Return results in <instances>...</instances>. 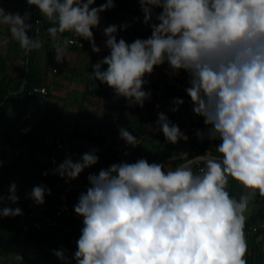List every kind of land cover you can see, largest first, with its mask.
Segmentation results:
<instances>
[{
    "label": "clouds",
    "instance_id": "1",
    "mask_svg": "<svg viewBox=\"0 0 264 264\" xmlns=\"http://www.w3.org/2000/svg\"><path fill=\"white\" fill-rule=\"evenodd\" d=\"M143 22L150 24L151 36L131 44L117 41L116 25L103 30L110 54L93 65L90 74L112 88L129 106L150 99L143 90L144 77L154 68L167 63L169 73L181 70L189 77L185 89L193 112L209 126L206 133H196L220 143L219 158L198 154L174 170L164 163L120 162L90 174V187L82 192L74 212L82 217L81 235L73 255L75 264H247L248 245L245 224L248 206L257 193L264 198V0H138ZM55 26L46 29L57 41L59 34L90 43L100 53L93 29L100 24V13L114 7L106 0L93 7L95 0H27ZM155 9L158 23H151ZM30 13L7 12L0 7V25L7 26L12 39L27 55L42 47L37 38L40 20L35 22V38L29 23ZM127 27L126 25L121 28ZM7 38H0V47ZM68 37L57 44L55 60L67 58ZM82 46V45H81ZM107 65L106 70L102 67ZM172 101L171 111L183 105ZM158 125L167 142L187 141L179 126L163 113ZM119 135L127 145L140 142L126 128ZM96 149L80 159L66 158L55 169L66 181L75 180L98 163ZM203 164L198 172L192 166ZM44 175H47L45 172ZM231 180L245 190L239 199L228 191ZM45 186H35L30 198L45 202ZM7 199L18 202L13 182ZM19 207L0 208V216L22 215ZM64 249L53 250L58 259L66 260ZM15 259L22 262L23 257Z\"/></svg>",
    "mask_w": 264,
    "mask_h": 264
},
{
    "label": "crops",
    "instance_id": "2",
    "mask_svg": "<svg viewBox=\"0 0 264 264\" xmlns=\"http://www.w3.org/2000/svg\"><path fill=\"white\" fill-rule=\"evenodd\" d=\"M94 30L95 28L92 30L93 33ZM70 34H59L61 38L57 41L49 36L50 39L45 43L47 54L40 57L39 63L51 64L47 67L51 78L43 84L48 88L49 93L47 97L38 94L32 98L26 115L28 119H31V123L27 126L26 145L21 149L14 148L19 142V134L14 135L10 140L1 139L0 141L2 181L0 195L7 197L10 185L15 182L18 196L16 204L5 199L0 202V207L36 208L50 213L58 204L57 195L61 188H73L79 196L82 192H86L90 187L88 176L98 174L101 169H107L110 166L117 145H123L130 153V163L143 158L149 163H164L166 171L174 170L188 159L187 149L195 134H192L188 124L191 122L193 110L191 99L185 90L181 91V95L168 96L166 99L155 95V90L157 91L162 81L169 76L166 70L168 65L157 66L151 75L144 77L146 83L143 90L146 92L149 90L154 96L145 100L142 108L139 105L130 107L125 98L117 96L106 84L101 93L94 92L90 84L92 66L107 55L106 37L103 41H95L98 47L107 49L102 55L94 53L90 43L86 41L82 47H73L68 44L67 58L63 63L56 62V45L63 44V37H69ZM54 68L58 71L55 72ZM106 68L107 65H104L102 70ZM176 98L184 101L183 105L179 106L185 118L182 121L177 118L178 111H171L172 101ZM36 99L41 103L36 104ZM14 103L15 100L4 113H1L2 122L9 129L13 128L12 116L16 112L20 115L21 111L19 109L16 112L13 111ZM161 112L188 136L187 141L181 140L176 144L166 141L157 123L158 113ZM121 127L136 136L140 144L134 148L127 145L120 138ZM208 127L203 122L196 128L206 133ZM57 139L62 140L63 148L57 146ZM203 143L204 151L217 158L221 156L216 147L220 143L219 139L212 141L205 137ZM92 149L97 150L98 163L86 168L77 179L66 181L55 173V169L66 158L70 157L76 161L83 153ZM45 172L47 175H44ZM40 185L50 189L51 194L46 192L45 202L37 205L30 198V193L33 187ZM228 191L230 195L239 199L245 190L239 183L230 179ZM255 199L264 203V198L259 195L255 196ZM251 215L254 213L247 215L246 222ZM262 219L258 218L254 223L261 222ZM249 225L245 224L244 229L248 245L245 259L247 264H264V234L261 231H250ZM82 227V217L75 213L73 231L51 229L47 232L25 233L21 230L18 218L0 216V264H75L73 255L77 250L76 241L81 235ZM59 249L66 250V260L62 261L53 255V250ZM17 254L23 257L22 262L15 259Z\"/></svg>",
    "mask_w": 264,
    "mask_h": 264
},
{
    "label": "rangeland",
    "instance_id": "3",
    "mask_svg": "<svg viewBox=\"0 0 264 264\" xmlns=\"http://www.w3.org/2000/svg\"><path fill=\"white\" fill-rule=\"evenodd\" d=\"M123 5L127 6L128 8L120 9L118 12H114V8L117 5V0H114V7L100 13V24L98 28L94 30V39L95 41H103L104 34L103 30L109 25H116L118 28L117 31V41L123 38L127 43L131 44L136 39H147L151 36V27L150 24H145L143 22V13L141 11L140 5L138 0H122ZM106 0H95V4L93 7H99L101 4L105 3ZM0 7H3L7 12L11 13H20L23 15L25 12L30 13L32 15V21H28L32 23L34 21H48L46 18L42 16L36 6H29L27 4V0H0ZM161 9H155L153 14V19L151 23H156L155 15L158 14ZM51 22V21H49ZM126 25L127 27L121 28V26ZM48 27H44V32L38 38L41 41L42 47L38 50H33L36 60L39 62L40 57L46 55L45 50V43L50 39L49 34L47 33L46 29ZM65 34V33H64ZM30 37V31L28 32ZM7 38V44L0 47V82L4 77H11L18 74L19 69L25 63L28 54L25 55L24 51L20 48V45L17 41L12 39L11 34L7 28V26L0 25V38ZM89 46V45H88ZM101 48V47H100ZM107 50V49H106ZM104 50L101 48V52L97 53L98 55H102L105 53ZM40 51V53H39ZM110 54V50L108 49L107 55ZM106 55V56H107ZM42 69V83H46L51 77L49 75V70L47 69L48 66H51L50 63H43L40 64ZM166 70L169 72L168 66ZM174 77V78H172ZM146 81V80H145ZM189 77L186 72L181 70L178 75H171L165 81H162V85L157 91L155 90V95L161 96L162 98L166 99L168 96H176L177 94L181 95V91L185 90L189 85L188 83ZM149 92V90L147 91ZM154 95H151L153 97ZM32 95H26L23 93H19L16 97H14L15 103L13 105V111L21 110L20 115L19 112H16L12 116L11 125L13 128H6L2 122V114L0 113V141L1 139H8L10 140L16 134H19V142L17 143L15 149H21L23 146L26 145L27 140V126L31 123V119L27 118V112L32 103ZM189 99H191L189 97ZM36 104L41 103L38 99L35 100ZM18 113V115H17ZM178 120L182 121L184 115L182 114L181 108L178 110ZM191 117L195 120V128L193 127V132L195 133V129L197 126H200L204 122V118L197 116L193 110L191 112ZM37 124V121L35 125ZM191 127V122L188 123ZM259 194L257 193L256 196ZM264 206L263 202H258L255 198L250 201L248 210L245 213L246 217L250 213H254L248 219L246 224L254 223L255 215L261 210Z\"/></svg>",
    "mask_w": 264,
    "mask_h": 264
},
{
    "label": "built area",
    "instance_id": "4",
    "mask_svg": "<svg viewBox=\"0 0 264 264\" xmlns=\"http://www.w3.org/2000/svg\"><path fill=\"white\" fill-rule=\"evenodd\" d=\"M36 22V21H35ZM35 22L33 24V30H31V37L35 38ZM45 23L41 21L39 28L40 32L37 33V38L44 32ZM86 40L79 39L73 37L72 34L68 37V44L73 47H82L85 44ZM82 45V46H81ZM167 63L161 66H166ZM54 71L57 72L58 69L54 68ZM42 94L44 97H47L49 90L46 86L41 85L34 88L33 93ZM200 131L198 128L195 130V134L193 139L191 140L186 157L191 159L196 155L205 154L206 151L203 149V140H200L196 133ZM201 132V131H200ZM57 146L59 148L64 147V143L61 139L56 140ZM208 153V152H207ZM209 154V153H208ZM211 155V154H209ZM212 156V155H211ZM120 162H128L130 163V153L126 150L123 145H117L114 150L113 159L110 165L114 163ZM204 167V165L196 164L193 165V171L198 172L200 168ZM1 173V169H0ZM2 189V181L0 178V193ZM58 204L54 207V209L50 212H44L41 209H21L22 215L16 217H4V218H18L20 220L21 230L25 233L31 231H39V232H47L51 229H60L63 231H73L74 229V206L78 203L79 194L78 192L70 187L61 188L58 191ZM3 208V207H0ZM249 230L254 232H262L264 234V219L261 222L252 223L249 225Z\"/></svg>",
    "mask_w": 264,
    "mask_h": 264
},
{
    "label": "trees",
    "instance_id": "5",
    "mask_svg": "<svg viewBox=\"0 0 264 264\" xmlns=\"http://www.w3.org/2000/svg\"><path fill=\"white\" fill-rule=\"evenodd\" d=\"M128 8L123 5L122 0H117V5L114 8V12H118L120 9ZM162 11V9H161ZM30 21H32V15H30ZM35 22V21H34ZM32 22V23H34ZM31 23V24H32ZM46 27L55 26L53 22L44 21ZM158 23V22H156ZM31 37V30H30ZM167 66V65H166ZM42 69L40 63L36 60L35 54L32 51L28 54V57L19 69L18 74L9 78L4 77L0 82V113H4L11 102L14 100L16 94L23 93L26 95L37 96L38 93H33V90L37 86H41L42 83ZM90 84L93 86V91L101 93L104 90V84L98 80L90 77ZM195 120L191 118V131L195 126ZM195 128V127H194ZM194 134V132L192 133ZM194 137V135H193ZM192 137V138H193ZM258 218L264 219V208H262L254 217L256 221Z\"/></svg>",
    "mask_w": 264,
    "mask_h": 264
}]
</instances>
